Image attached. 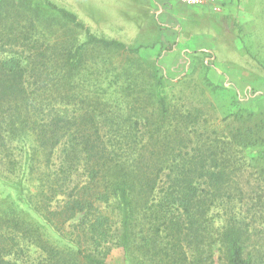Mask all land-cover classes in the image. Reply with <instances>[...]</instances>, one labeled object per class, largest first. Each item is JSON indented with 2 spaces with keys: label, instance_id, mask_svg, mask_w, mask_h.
I'll list each match as a JSON object with an SVG mask.
<instances>
[{
  "label": "trees",
  "instance_id": "obj_1",
  "mask_svg": "<svg viewBox=\"0 0 264 264\" xmlns=\"http://www.w3.org/2000/svg\"><path fill=\"white\" fill-rule=\"evenodd\" d=\"M0 43L16 49L0 58V264H109L113 247L125 264H264L247 221L264 227V188L240 182L264 174V119L175 102L146 47L47 0H0Z\"/></svg>",
  "mask_w": 264,
  "mask_h": 264
},
{
  "label": "rangeland",
  "instance_id": "obj_2",
  "mask_svg": "<svg viewBox=\"0 0 264 264\" xmlns=\"http://www.w3.org/2000/svg\"><path fill=\"white\" fill-rule=\"evenodd\" d=\"M47 1L75 13L99 37L146 47L141 56L170 80L168 93L175 102L201 106L208 95L216 108L215 119H222L233 107L264 119V0H202L200 6L178 0ZM52 27L56 29L54 23ZM15 50L0 43V58L15 56ZM202 61L211 67L209 73ZM187 75L191 76L183 85L176 84ZM205 77L225 90H216L213 96L203 94ZM248 156L256 165L253 155ZM259 172L250 167L242 175L240 182L246 191L264 188V174ZM259 175L262 178L256 180ZM77 179L83 181V177ZM248 197L252 201L251 192ZM254 217L249 214L247 221L260 234L258 249L264 252V227L261 221L254 224ZM253 248L251 242L249 249ZM27 254L31 261L40 256L34 248L26 251L25 258ZM108 262L125 264L123 251L113 247Z\"/></svg>",
  "mask_w": 264,
  "mask_h": 264
},
{
  "label": "built area",
  "instance_id": "obj_3",
  "mask_svg": "<svg viewBox=\"0 0 264 264\" xmlns=\"http://www.w3.org/2000/svg\"><path fill=\"white\" fill-rule=\"evenodd\" d=\"M182 3H184L187 6H200L203 1L202 0H178Z\"/></svg>",
  "mask_w": 264,
  "mask_h": 264
}]
</instances>
